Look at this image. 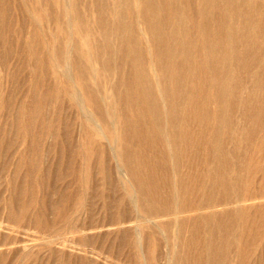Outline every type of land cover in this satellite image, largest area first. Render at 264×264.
<instances>
[{
  "label": "bare ground",
  "instance_id": "obj_1",
  "mask_svg": "<svg viewBox=\"0 0 264 264\" xmlns=\"http://www.w3.org/2000/svg\"><path fill=\"white\" fill-rule=\"evenodd\" d=\"M19 1L0 0V66L11 85L0 90V180L16 158L9 195L0 194V264H73L55 248L73 233L87 246L100 242L94 248L106 256L122 252V264H153L159 231L167 244L173 231L169 264H264V205H244L264 200V0H115L114 22L105 0H90L103 36L91 42L94 63L74 45V22L93 30L80 0H31L37 24L67 30L69 49L58 40L51 52L42 28L17 36L27 23H18ZM139 21L155 36L156 59L138 38ZM73 73L79 91L68 114L62 84ZM84 98L91 114L81 112ZM84 151L100 164L99 191L92 170L76 165ZM259 175L263 187L252 191Z\"/></svg>",
  "mask_w": 264,
  "mask_h": 264
},
{
  "label": "rangeland",
  "instance_id": "obj_2",
  "mask_svg": "<svg viewBox=\"0 0 264 264\" xmlns=\"http://www.w3.org/2000/svg\"><path fill=\"white\" fill-rule=\"evenodd\" d=\"M89 1L90 0H80V4H79V9L81 11H83L86 7H87V10H85V12H87V17H89L90 19H93L91 21V23L89 24V29H93L91 31L90 34H88L86 32V30H83L80 32V27L79 29H77V23H73L71 25V29L72 31L74 32V39H75V46H81L83 47V49L87 52V58L88 60L90 59L92 61V63H94L93 61V58H92V45H91V42L93 41V43L97 44L98 42L102 41L103 40V36L102 34L95 29V23L93 22L94 20H96V14H95V9L94 7L91 6V4H89ZM20 4H19V9L17 10V20H18V23L21 25L23 24V22L27 21L26 25H25V30H24V34L20 35V32H17V36L19 37H22V39L24 37L27 36V33L32 31V30H38L40 31V29L42 28L43 30V34H45V36L43 37V40L46 41L50 46L49 49H46V51H49L51 52V50L53 49L52 47L56 44V41L59 40V42L61 43V49L62 50H65V49H69L70 47V40L69 38L67 37V30L64 31V27L63 25L64 24H56V23H53V22H47V21H44L40 24H37V21L33 18L32 14L29 13V10H30V3H31V0H20L19 1ZM106 2V5H107V16L109 18V20L111 22H114L116 21V18H117V14L115 13L114 11V7L117 5V2L115 0H105ZM18 6V5H17ZM40 13H42L44 16L46 17H49L51 18L50 14H48V8L45 6V4H41L40 6ZM69 9H67L65 7V9L62 7V6H59V8L57 9V13H69ZM71 13V12H70ZM128 19V18H126ZM129 21V20H127ZM47 23V24H46ZM139 27H140V36L138 37L139 40L141 41V44L142 46H145L147 48L148 51H152L153 50V58L156 59V55H154L155 53V50H156V45H157V41L154 42V37H151L150 36V33L146 30L145 26L142 25V23L139 21ZM94 24V25H93ZM87 29V28H86ZM125 37L128 36V30L126 29L125 30V34H124ZM111 44L113 47H118L119 46V41H118V38L116 36H113L112 39H111ZM52 46V47H51ZM95 47V45H94ZM64 53V52H63ZM62 53V54H63ZM156 54V53H155ZM92 58V59H91ZM26 62H28L26 60ZM17 65L16 63V59L13 58L11 61H10V66L11 68L13 69L15 66ZM147 71H149L148 73L154 78L155 82H154V90L157 94V98L159 99V102L163 105V106H167L165 105L164 103V98H163V95L160 93V90H161V81L159 80L158 78V71H157V67L155 65V63H151L149 65H147ZM51 69V70H50ZM58 69L56 67V59L54 57H50V60H49V75L52 79V81H59V77H60V74L58 73ZM92 69L94 71V73L97 71L98 69V65H92ZM125 70H127V68H125ZM60 71V69H59ZM25 75L27 77V82L29 83L31 81V67L27 64L26 65V70H25ZM4 76V73L2 71V68L0 66V90H2L3 87H10L11 85H7L4 81H3V77ZM61 78V77H60ZM70 80H66V83L64 82V84H62V88L63 89H66V92L63 91L62 95H63V98H65L63 101L65 102L64 105L67 107L65 108L68 112V114H71L73 113V110H71L72 108L71 107H68V104H69V98H70V95L71 94H74L75 92H78V84H77V81L75 80V76H74V73L72 74V79L69 78ZM61 81V79H60ZM23 96L22 94H20L18 96V99ZM86 97V96H85ZM105 97H109L108 96V93L105 94ZM238 98L240 99L241 98V93L238 95ZM86 98H84V106L85 108L81 109L82 111L81 112H85L87 114H91L90 112V108L88 106V103L86 102ZM76 102V101H75ZM88 107V108H87ZM207 108H209V110H213L214 109V103H213V99L210 103H207ZM71 108V109H70ZM75 108V107H74ZM87 108V109H86ZM94 118V117H93ZM95 120V118H94ZM2 123H5L3 122V119L2 117H0V125ZM78 134V135H77ZM76 139L79 140V133L77 132L76 133ZM52 143V140L48 139V137L46 138L45 140V147H49V145ZM20 147V145H19ZM20 148H23V145H21ZM262 153V150L260 148H257L256 150V154L257 156H260ZM87 152L84 151L83 155H81L79 158H77L76 160V165L79 166V167H82V169L84 171H87L89 169L92 170L93 172V178H92V186H94V189L96 191H99L100 188H101V176L98 174V171L100 169V164L98 161L92 163V165H90V163L88 162V156H87ZM11 156V154H10ZM45 160L50 163H53L55 162L56 160V157L53 155H46L45 153V156H44ZM9 165H8V171L3 174V178L2 180H0V194H3L5 196H8L9 194H7L6 191H9V182L11 181V179L14 177V173H15V163H16V158L14 159H9ZM262 163L264 162L263 160L261 161ZM2 163L0 162V169L2 167ZM84 174V173H83ZM97 174V175H96ZM96 176V178H94ZM96 180V182H95ZM101 182H100V181ZM262 178H260V175L256 178L253 179V185L251 186V190L252 191H255V190H259L260 188L263 187V182H262ZM66 182H70L69 178L66 180ZM65 182V184H67ZM56 186L58 184H55ZM61 187H60V186ZM58 185V188H64L62 183H59ZM96 185V186H95ZM100 186V187H99ZM54 201V200H53ZM94 201L96 202H99L101 203V199H98V198H95ZM259 202V203H258ZM249 203V204H248ZM244 205L246 206H250V205H257V204H262L264 205V200H260V201H252V202H248ZM251 203V204H250ZM5 218V217H4ZM163 219H159V221H162ZM107 231H102V233H106ZM110 232V231H109ZM113 232V231H111ZM95 234H98V233H95ZM173 234V231L170 232L168 235H169V238H171L169 240V244L165 243V238L163 237V234L161 233V231H159V235L158 237L163 241V244L158 241H154L153 245L155 243H159L157 245V247H153V250H150L148 255L151 256L153 254V264H169V259H171L174 255V250H173V238L171 237V235ZM70 236V237H69ZM82 234L81 233H73L72 235H62L63 237V241L60 240V246H56V250H57V253L58 255H62L63 253H65L66 255L68 256H71V260L73 262V264H122L123 262H125V256L122 252H118V250H115L114 253L112 255L109 254V256H106L107 255V251L105 249V247L103 246V251L99 250L101 247V243H96V244H93L92 246H87L85 245V240H81L82 238ZM166 236H167V233H166ZM30 238L31 239H34L36 238L34 235H31L30 234ZM75 241V243H72L71 241ZM172 240V241H171ZM105 244V242H104ZM169 245V246H167ZM99 248V249H95V248ZM106 251V252H105ZM95 253V254H94ZM173 253V254H172ZM124 256V257H123ZM172 256V257H171ZM112 259H110V258ZM142 259V258H141ZM111 261V263H110ZM53 263V262H52ZM55 264H60L59 262H55ZM139 264H145L143 260H141V262H139Z\"/></svg>",
  "mask_w": 264,
  "mask_h": 264
}]
</instances>
